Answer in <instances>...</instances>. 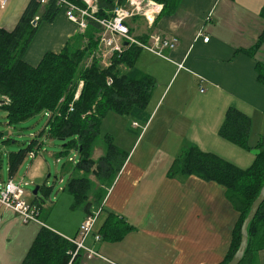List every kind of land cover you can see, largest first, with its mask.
Masks as SVG:
<instances>
[{
    "label": "crops",
    "instance_id": "obj_1",
    "mask_svg": "<svg viewBox=\"0 0 264 264\" xmlns=\"http://www.w3.org/2000/svg\"><path fill=\"white\" fill-rule=\"evenodd\" d=\"M29 1L0 0V29H14ZM263 6L264 0H181L173 14L157 13L152 25L142 15L128 18L130 31L135 36L148 37V42L155 33L178 38L177 45L165 48L163 55L141 48L138 68L157 79L146 109L148 121L140 133L122 126L104 134V138L106 134L112 135L117 147L127 153L112 177H100L92 171L91 176H85L82 173L85 170L74 168L76 158L70 159L73 164L63 165V175L68 174L66 182L61 181L58 196L54 200L52 197L53 205L48 209L52 213L58 208L68 211L63 220H52L51 224L48 214L44 219V202L55 191L54 184L51 187L46 182L31 197H26V192L24 195L27 202L42 203L39 216L42 223H26L16 211L1 207L0 264H22L43 227L68 240L77 237L80 225L89 214H96V221L84 245L94 254L81 250L77 264L222 262L240 217V212L226 197V187L194 174L172 177L168 171L175 157L190 144L219 154L242 168L253 163L258 152L254 146L264 140V84L258 80L256 70L257 61L264 63V42L253 54L246 50L252 48L264 31ZM84 31L62 10L54 21L41 23L24 60L37 65L45 53L61 51L69 40L71 45L81 44L77 35ZM205 36H209L208 41L204 40ZM107 52L106 49L98 51L104 57ZM110 64L111 59H103V66ZM177 81V90L160 112L171 91L168 87ZM189 88L195 89L194 94L189 93ZM0 98L5 101V97ZM230 106L250 116L248 144L251 148L220 135L219 129ZM107 115L117 117L118 122L125 119ZM98 137L91 148L94 160L107 151L106 143L97 142ZM222 150L233 151L236 157L224 155ZM76 171L81 174L76 175ZM13 176L9 175V179ZM71 177H86L89 181L90 211L83 204L76 205L74 193L65 188ZM95 181L99 184L98 190L90 196L89 190ZM109 212L124 217L131 226L119 241L96 239ZM257 264H264V247L257 253Z\"/></svg>",
    "mask_w": 264,
    "mask_h": 264
},
{
    "label": "trees",
    "instance_id": "obj_2",
    "mask_svg": "<svg viewBox=\"0 0 264 264\" xmlns=\"http://www.w3.org/2000/svg\"><path fill=\"white\" fill-rule=\"evenodd\" d=\"M74 1L85 6L82 0ZM156 1L163 4L161 15H171L181 0ZM126 2L127 0H95L94 14L98 18L111 17L113 10ZM60 11L62 8L57 0H48L44 5L40 0H30L14 29H0V97H5L0 107L7 112L9 124L21 123L36 114L49 113L47 128L42 133L47 129L49 137L64 140L66 147L58 154L63 156L70 150H76L78 158L74 168L92 171L100 177H112L120 169L127 153L117 147L112 135L106 134L105 155L98 160L92 158L91 148L99 136L103 119L109 112H116L146 123L149 118L146 109L157 79L138 68L137 60L142 49L136 44H124L121 51L113 53L111 64L103 66L100 58L94 55L98 50L103 28L92 18H88L84 33L77 35L79 41L82 40L81 44L71 45L69 40L61 51L45 53L37 65L27 63L24 54L38 27L43 22L54 21ZM37 14L40 17L34 24ZM261 14L264 17V6ZM138 38L143 41L148 39L145 36ZM263 42L264 31L246 53L253 54ZM90 56L93 57L89 63ZM256 70L258 80L264 84V63L257 61ZM80 81H83V87L79 98L74 101ZM71 105L73 110H70ZM250 126V116L236 106H230L219 133L237 145L251 148L248 144ZM1 134L0 132V136ZM5 142H11V138L8 137ZM39 145L40 141L33 139L25 148L10 152V176L16 174L27 155ZM254 147L258 152L253 163L242 168L219 154L190 144L175 157L168 171V175L172 177L194 174L224 185L226 197L240 212L231 247L219 264H227L237 251L243 221L264 185V140H259ZM89 186L86 177H71L65 186L74 193L75 204H83L88 211L91 205L87 193ZM38 203L42 205L41 202ZM130 229L131 226L124 217L109 212L98 234L101 239L119 241ZM262 247L264 201L248 226V246L238 264H257V253ZM74 248L75 244L67 238L43 227L22 264H77L79 256L72 258L69 252Z\"/></svg>",
    "mask_w": 264,
    "mask_h": 264
},
{
    "label": "rangeland",
    "instance_id": "obj_3",
    "mask_svg": "<svg viewBox=\"0 0 264 264\" xmlns=\"http://www.w3.org/2000/svg\"><path fill=\"white\" fill-rule=\"evenodd\" d=\"M83 3L86 6L85 0H82ZM155 1L156 0H151ZM159 3V2H158ZM92 4L90 7L96 9L95 0H92ZM162 4V3H160ZM163 5V4H162ZM162 10V9H161ZM161 12V11H160ZM159 12V13H160ZM152 41V40H151ZM148 42V41H147ZM108 50V47H105V45L100 41L99 37V46L98 50L95 52L94 55H96L97 58H100L101 64L103 65V59H111V51L107 52V57L100 55L98 51ZM165 53V52H164ZM93 56H90L88 59V62H91ZM175 78V77H174ZM181 78V77H178ZM162 83L163 80H162ZM166 85L165 83L161 86L164 87ZM179 85V82H175L173 86H169L168 90L171 89V91L168 94V97L165 101V105L162 106L160 112L163 110V108L166 106V104L169 103L171 96L174 94V92L177 90V87ZM83 87V81H80L78 89L76 91V94L74 96V101L79 98L80 91ZM205 87L202 85V88ZM204 89V88H203ZM202 89V90H203ZM195 90V89H194ZM194 90L192 88H189V93L191 92L194 94ZM195 97V96H194ZM201 101L199 102V104ZM197 106V104H196ZM194 107V109L198 110L197 107ZM73 107V105H71ZM206 111V110H204ZM112 114L111 116H119L120 118H125L124 120L119 119L115 120V118H111L109 115H107V118L105 119L103 126L100 127V133L97 142L101 143L102 141L104 144L107 142L104 138V134L108 130V132L113 133L117 129H120L122 126L129 129L130 131H135V133H140V131L145 126V123L143 120H134L133 117L126 114H115V112H109ZM108 113V114H109ZM47 115L40 113L36 114L25 121L21 123L16 124H9L8 118H7V112L0 107V132L2 133L0 136V162H1V168H0V182L6 181L9 179V172H8V159L9 154L12 151H19L22 148H25L33 139H36V141H40V145L37 147H34V153L35 157L27 155L24 162L19 167L16 174H14L13 179L15 182L25 179L30 184L26 187V197L29 198L33 194V191L37 186L42 185L43 183H47L49 186L52 187L54 184L55 191L51 194L50 198H47L43 205V216L44 219L46 215L48 214V222L52 224V220L59 221L63 220L65 217V214H69L68 211L58 208L53 211L52 209L48 210L50 207L52 208V197L53 200L57 198L58 195H56V192L59 188V186L63 185L61 181L64 179V183L66 182V177L68 174L63 175V165L67 164H73V162L70 161V159L78 158V153L76 150H70L67 155H59L58 153L63 150L66 146H64V140L57 139V138H51L48 136V132L46 129V132L42 133L44 128H47ZM134 121H137V126L134 124ZM122 123V124H120ZM213 125V121H211V126ZM8 137L11 138V142H5V139ZM253 142L254 140H250ZM100 146V145H99ZM36 151V152H35ZM224 155H227L229 157H236V154H234L233 151H223ZM60 156V157H58ZM85 176H91L92 174L89 172H82ZM76 175L81 174V172L76 171ZM62 177V180H61ZM96 184V185H95ZM99 184L97 181L92 183L91 188L89 190V195L91 196L95 191L98 190ZM42 191H39V195L41 196Z\"/></svg>",
    "mask_w": 264,
    "mask_h": 264
},
{
    "label": "built area",
    "instance_id": "obj_4",
    "mask_svg": "<svg viewBox=\"0 0 264 264\" xmlns=\"http://www.w3.org/2000/svg\"><path fill=\"white\" fill-rule=\"evenodd\" d=\"M42 4L48 0H40ZM58 5L62 8L65 15L73 22L77 23L79 28L85 30L88 24V18L96 20L101 24L103 31L100 34V41L108 47L112 53L121 51L124 42L127 44H136L140 48H145L155 52L158 55H163L165 48H174L178 43L176 36L167 37L159 33L151 35V42L143 41L135 36L127 25V19L136 15L146 17L152 25L154 17L161 11L163 5L151 0H127L126 4L118 5L113 10V15L108 18H98L94 12L96 9L91 8L92 0H85L86 6L79 5L74 0H57ZM96 8V7H95ZM39 17H35L36 22ZM209 36H205L204 40L208 41ZM182 64H180L181 66ZM110 80V79H109ZM110 82V81H109ZM73 110V107L70 108ZM46 115H50L46 113ZM137 125V122H134ZM34 151L30 152V156H34ZM29 182L21 179L15 182L13 179L0 182V208L5 207L19 213L24 222L37 221L40 222L41 205L38 202H27L24 199L26 187ZM96 221V214H89L79 227L78 236L69 239L75 248L70 251L72 257L78 256L81 250H85L89 255L94 254L90 248L84 245L85 238L92 232ZM99 234H96V239H99Z\"/></svg>",
    "mask_w": 264,
    "mask_h": 264
},
{
    "label": "water",
    "instance_id": "obj_5",
    "mask_svg": "<svg viewBox=\"0 0 264 264\" xmlns=\"http://www.w3.org/2000/svg\"><path fill=\"white\" fill-rule=\"evenodd\" d=\"M36 22L34 21V24ZM124 44H127L125 41ZM4 102L3 98H0V104ZM38 191V186L35 188L34 192L37 193ZM264 201V185L259 193V195L254 199L251 205V209L249 213L247 214L246 218L243 221L242 227H241V242L240 245L235 252L234 256L232 259L227 263V264H238L241 259L243 258V255L246 251V248L248 246V226L251 222V220L256 216L259 207L261 203Z\"/></svg>",
    "mask_w": 264,
    "mask_h": 264
}]
</instances>
